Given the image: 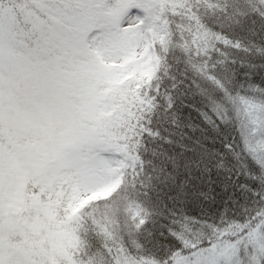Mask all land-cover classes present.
I'll use <instances>...</instances> for the list:
<instances>
[{"label": "snow or ice", "instance_id": "6c2138e0", "mask_svg": "<svg viewBox=\"0 0 264 264\" xmlns=\"http://www.w3.org/2000/svg\"><path fill=\"white\" fill-rule=\"evenodd\" d=\"M0 264H264V0H0Z\"/></svg>", "mask_w": 264, "mask_h": 264}]
</instances>
